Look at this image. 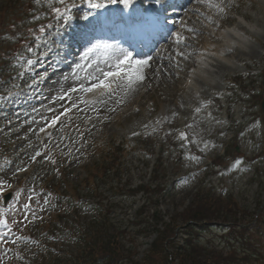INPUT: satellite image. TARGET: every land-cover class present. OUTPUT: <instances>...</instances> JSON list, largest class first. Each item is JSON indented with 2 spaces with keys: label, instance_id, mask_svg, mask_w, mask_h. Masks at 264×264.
Returning a JSON list of instances; mask_svg holds the SVG:
<instances>
[{
  "label": "rangeland",
  "instance_id": "1",
  "mask_svg": "<svg viewBox=\"0 0 264 264\" xmlns=\"http://www.w3.org/2000/svg\"><path fill=\"white\" fill-rule=\"evenodd\" d=\"M14 1H16L15 5L9 6L8 13L11 14L12 17H26L28 24H36L47 19L49 17L47 11L52 6L60 5L56 4L55 0H53L51 4L48 0H41L40 3H36L35 0ZM70 1L72 0H66V3L68 4ZM99 1L102 2L107 0H96L97 3ZM234 1L240 14H243L249 23L255 20L258 21L257 27L258 30L260 29V34L258 35L257 31L255 35L258 36V43L260 46L258 45L257 47L253 45L248 53L247 45L245 50L241 51L240 54L233 58L232 65H227L216 59L213 60L215 63L214 71H209L206 68L199 70V67L195 66V64H197L196 61H190V63L188 62L183 66V71H179V68H177L179 70H176L175 66H171L169 68L170 70L167 68L169 73L164 74V70L166 73L168 72V70L162 66L164 64L153 62L152 59H150L147 65L142 69L144 79L141 82L134 84L131 89H124L123 87L118 88L114 94L104 95L100 100L96 101V103L87 105L80 103L79 97L82 94L69 93L72 97L71 100L67 97L63 100L57 98L63 94V91H67L69 88L79 83L71 78L65 80L64 77L72 72V68L76 63L81 62L80 53L75 59L69 61L68 66L63 67L64 69L57 67L58 75L53 78L54 80L51 85L48 86V90L42 93L41 96H36L32 90L28 91L22 89L10 96L11 99L9 101L4 100L0 102V182L14 177L15 170L25 167V170L30 172L29 170L34 164L36 165V169L29 175L28 183H23L21 186V192H24L25 195H18L4 211V219L9 221V225L13 226L14 229L18 231L20 223L14 224L12 221H18L23 218L24 210L22 206L26 203V194L32 193V191L35 193L38 192L35 194L36 198L32 202L35 203L36 207L39 205L44 206L45 192H42V188L45 183L49 182L53 174L52 167L50 163H48L49 161L53 164H56V162L61 163V161L64 162V168L70 172L64 173L63 178L69 185H72L73 188L79 184V178L85 177L84 170L86 169H80V167L88 162L90 163V161L93 162L97 160L98 153H96L95 150L88 155V159H84L86 151H89L92 145L104 144L107 139L111 137L125 138L131 141V143L136 144L140 149L146 150L145 156L144 150L139 151L143 154V157L138 156L136 152H132L128 156L121 168L123 169L122 181H125V183L130 182L133 186L137 185V183L146 184L149 182V179L152 178V175L156 173L158 176L157 179H159L157 182L162 183V190L153 197L152 202H147L146 196L141 193H138L135 197H125L113 190L112 187L115 185V182L112 180L114 175H111L107 181L98 182V190L95 194L90 191L91 186L92 188L94 186L93 182L89 184L91 186L86 187V189L81 188L78 193L85 203L89 204L92 202L91 199L95 198L99 199L104 207L108 206L111 208L109 217L117 227H122L124 232L126 231V234L124 236L122 235V241L128 249H135L137 251L135 256L136 259L141 258L142 252L149 247L155 235V233L153 234L152 232L150 237H146L143 232H141V228L144 225L138 226L137 223L140 220L150 222L148 217L152 214V210L154 212L160 210L161 214L164 216L163 220L168 222L170 215L185 211V208L192 204L191 202L195 198L194 194L202 192L200 190L214 189L217 194H222L223 197L231 192L230 194H233V197H235L234 200L238 204L232 212L239 211L244 213L247 220L250 218V214L252 216L258 214V209L260 212L263 209L262 212L264 213V202L262 203V197L264 195L262 120L259 111V97L252 93L256 91L257 83L255 81L257 78L249 74V72L247 76L240 75L241 79H237L236 76L230 78L229 82L235 83L236 85L229 88L230 93H227L228 95L226 94V96L221 93L224 88L221 89L219 86L213 87L211 79L208 78L210 81L208 82L207 78L203 76L205 71L211 72L209 74L219 71V73H223V79L225 72L224 80L227 81L228 75L230 76L233 71L232 68H238L234 67V64L237 63L236 58L240 55L242 59L245 57L251 59V56L248 57L249 54L258 56V60L260 61L256 66L259 70L258 78L260 77L261 69L264 68V64L261 62V60L264 59V0H254L255 4H249L248 2L250 0ZM226 2L227 0L219 1V3L225 4ZM6 4H9L8 1L0 0V10ZM232 4H234V2H232ZM25 7H31L29 12L34 15H26L24 13ZM79 10L80 8L75 9L74 7L69 13L71 18L76 19L80 16ZM199 10H201L203 17H205L208 9L205 8V11H203L202 8H200ZM251 12L254 13V17L251 16ZM34 17H39V19H34ZM203 17L199 14H195V16H190L188 21L193 25L199 24L203 20ZM229 20V23L235 22L233 19ZM64 24H67V22H64ZM244 24L248 25L247 22H244ZM251 26L256 28V22ZM60 30H56V32ZM194 30L192 32H195ZM47 33L50 34L51 31L48 30ZM192 34L193 35L190 36H184L186 41L183 42L186 44H177L176 48H172L173 53L179 49L183 54V58L180 59L181 62H177L176 64L185 63L187 59V54H185L186 50L194 51L195 49L198 50L200 48L201 50L203 48L206 42V34H199L198 32ZM192 36H198L200 38V44L195 49L191 46ZM255 39L253 38L251 40L255 41ZM44 41L45 40H42V42ZM212 43L216 45L213 39ZM221 43L220 41L219 44ZM44 46L43 43L40 44L38 55H40V52L43 53L42 48ZM103 48H106L105 44ZM85 51L87 50L83 52ZM210 51L214 52L212 49H210ZM34 52L35 49H33V53ZM45 55H47V53H45ZM45 55L43 54L42 57L45 58ZM226 57H228V55H226ZM119 58L122 59L123 57L121 56ZM111 59L108 51L105 49L102 51L96 48L90 54V60L95 63L93 68H87V71L93 72L97 65L101 69L107 70L108 66L111 65ZM115 59L116 58H114L113 62ZM170 59L172 58L168 57L165 59V57H163L159 62L167 63ZM45 61L46 60L41 64L39 70H35V81H39V78L42 80L45 79V76L40 74V70L46 67ZM244 62V70L248 71L250 68V71H254L251 69V66L248 65L254 61H245L243 59V63ZM83 63L86 67L88 61H83ZM189 67H192L193 70L191 73L187 74ZM228 67H230V69L226 70ZM11 71L12 69L6 73L4 72V74L10 73ZM77 72L81 76L85 74L79 69ZM197 72H200L201 75L197 74ZM184 74H186L185 78ZM173 75H176L177 78L174 79ZM27 76L28 75H22L21 77L14 78L13 84L17 83L16 86L20 85L21 81ZM189 80L192 81L191 85ZM2 81L6 82L5 79H2ZM241 83L247 85V91L242 92V89L238 87ZM249 83L251 84L250 87ZM193 84L199 85L201 88L200 95L202 100L190 94V91L194 87ZM188 86L190 89H185ZM149 87H151V89H149L147 93H143L144 89ZM234 88L235 90H233ZM210 89H213L215 92ZM237 91H239V93ZM217 93L220 94L221 97H217ZM211 96L214 98V101L218 103H222V99L224 98L225 102L228 103L227 109H229V111H227V113L233 111V105H237V107L241 108L240 110L243 116L246 115L244 121H246L247 124L244 125V128L241 127L242 131H238L240 134L236 132L233 141L231 139L228 140V142L232 143H230L226 149H232L233 144L239 147L238 150L241 154H245L247 157L249 156L248 160H251L250 165H243L242 162L238 165L235 163L234 167L228 170L222 167L201 168L204 161L200 157L208 154L213 159V157L221 155V149L218 150V143L222 142L221 139L223 136L219 135L214 137L212 133V125L217 120L220 109L218 107V109L213 110L209 107L210 114L208 115V111H206L205 108L206 105L209 104ZM101 100L103 103L99 102ZM27 101L31 103L24 109L21 106ZM73 102L77 104V107L74 108V110L77 108V111L72 117L76 116V118L65 117L66 119H64L63 117L62 120L64 119L63 122L65 123L52 130L53 132L51 131L52 133L49 137H45L46 135L39 133L41 126L48 119H52L54 115H59L61 117V110L65 107H70ZM122 103L125 104L124 107L129 111V115L123 118H120V111L118 113V109H114L117 111L113 112L106 109L109 107L114 108ZM133 106L135 110L132 112L130 107ZM197 108L200 109L199 112L196 111ZM114 115H118L120 120L115 122L114 119H112ZM84 119H92V124L87 127L83 126ZM229 127L228 124L220 125V129L222 130L223 128L224 130H228ZM62 130L64 132H62ZM133 133L137 134L133 135ZM140 133H145V135L138 137ZM181 133H184L185 139L180 138ZM225 136L227 137V135ZM141 139L143 142L140 141ZM85 147L87 148L85 149ZM84 149L86 151H84ZM190 149L198 151L200 156ZM38 152L40 153L39 156L36 155ZM148 154H152L150 159L147 157ZM32 157H36L35 160H33ZM158 160L160 164L157 166V172L153 170L154 173L150 176V168L146 169L145 164L149 162L150 165V163L154 161L157 163ZM3 165H5V167H3ZM250 169L251 171L248 172ZM254 169H259L258 174ZM72 176H74V178H72ZM163 185H166V187L163 188ZM47 189H49V187ZM205 200V203L198 202L204 209H206L205 207L212 201L207 198ZM155 201L157 202V207L153 208L152 205H154L153 202ZM84 206H86V204H84ZM142 206H146L145 211L142 216L138 217L137 213L139 215ZM101 207L98 208L96 213L94 211L92 213H95V215L99 217L104 212ZM212 207L216 208L215 206ZM90 210H92V208L82 210L83 213L80 215V218L83 219V221L92 219L90 215L93 214H91ZM31 213H34V218H36V213L33 209ZM220 214L222 216L224 215V208L222 207H220ZM149 224H152V222ZM157 226H159V224H157ZM163 226L164 225H161L160 227L162 228ZM149 229H151V226ZM35 245L36 244H34L32 248L33 251L39 249L48 251L53 248L57 251L55 254L58 256L64 254V250H68L69 248L70 250H76L74 245H64L62 248L58 242L51 241L37 244V249ZM33 251H31L29 255L32 258L35 257L36 254ZM11 259L12 258L8 261L9 264L13 262ZM31 264H35V262H31Z\"/></svg>",
  "mask_w": 264,
  "mask_h": 264
},
{
  "label": "trees",
  "instance_id": "2",
  "mask_svg": "<svg viewBox=\"0 0 264 264\" xmlns=\"http://www.w3.org/2000/svg\"><path fill=\"white\" fill-rule=\"evenodd\" d=\"M216 203L218 205L216 207V216L214 219L219 220V217L222 219L236 218V215L232 212V207H234L233 204L228 201H220L219 199L216 200ZM202 204L205 205L204 203ZM220 207L224 208L223 216L220 214ZM205 208L206 209L198 205L193 213H189L187 210L183 214L177 213L172 217L171 222L163 223L164 226L162 228H155L157 236L150 244V247L144 251L141 260L132 261L133 253L125 249L120 243L121 241L118 238L120 232L118 230L113 229L110 233V227L114 228L110 224H108L107 227L104 226L102 238L97 240V249H95L94 252L97 253L99 259L108 260V262L113 259L115 262L123 260L125 264H241L239 259H242V261L243 259H248L249 255L246 251H242L240 257H238L235 247L226 253L217 251V247L209 248L207 246H198L191 237L184 233V231H176L179 236L177 235L174 239L167 240L169 236L173 237L175 229L180 224V221L186 218L212 220L215 210H211L209 207ZM154 218L156 227L158 222H162L160 221L162 218L159 215ZM233 224H236V222L234 221ZM230 230V233L242 234L246 229H239L237 226H232ZM230 233H228V235H231ZM182 236L185 238L183 239ZM180 237L184 241H182ZM222 237L226 238L227 234ZM233 238L235 239L236 236L233 235ZM165 240L167 241L165 242ZM89 257L93 256L89 254ZM126 259H129L130 263Z\"/></svg>",
  "mask_w": 264,
  "mask_h": 264
},
{
  "label": "snow or ice",
  "instance_id": "3",
  "mask_svg": "<svg viewBox=\"0 0 264 264\" xmlns=\"http://www.w3.org/2000/svg\"><path fill=\"white\" fill-rule=\"evenodd\" d=\"M37 3L40 2V0H36ZM48 2L51 4L53 3V0H48ZM84 2L87 4L88 8L93 9V10H98L101 8H104L106 5L104 3H97L96 0H84ZM132 0H107V4H122L125 7H127ZM159 2V0H157ZM199 2L204 3L206 0H199ZM56 4H60L63 6V11L60 7H51V12L54 13V19L56 20H63L67 22L68 20L71 19V16L69 13L71 12V8L76 7V5L73 3L71 6H69L66 3V0H55ZM222 10V9H221ZM92 13H88V15H91ZM87 19V16L84 17ZM34 19H39V17H34ZM47 27H51V24H49ZM40 33L43 34L45 32V27L40 28ZM39 39V38H38ZM183 40V37L179 36V34H176V42L180 43ZM45 44L48 42L45 40ZM96 46L90 47L87 49V51L81 53V62L76 63L74 67L72 68V72L69 73V75L65 76L64 79H74L78 81L79 83L76 84L75 86L69 88L67 91H63V94L58 96L57 98L60 100L65 99L67 97L69 100L72 99V97L69 95V93H77V94H82L80 95V103L87 104V105H92L96 103L95 100H90L86 99L85 97L89 94L92 95H98V96H104L105 94L111 95L116 92L118 88H124V89H131L132 86L136 83L141 82L144 79V76L142 74V69L145 65H147L148 60L151 59V57L148 58V60H133L132 59V54L121 52L120 56L123 58L117 57L115 61L108 66L107 70L101 69L98 65L95 66L93 72H88L87 68H93L94 61L90 60V54L95 50ZM107 47V46H106ZM49 51L51 49L49 48ZM27 52L31 53L33 52L32 47L27 48ZM43 55V54H42ZM18 59H22V57H18ZM83 61H88L87 66L85 67ZM28 65H31L34 63L33 60L29 59L26 61ZM83 71L85 74L84 76L79 75L77 70ZM118 78V79H117ZM115 85V86H114ZM12 94L9 93V96ZM0 99L8 100L9 97H0ZM100 103H103V101H99ZM119 102V101H117ZM77 107L76 102H73L70 107L64 108V112L61 113V115L71 111L72 108ZM197 112L200 111L199 108L196 109ZM60 120L59 115H54V117L51 119V121L48 124V127H54L57 122ZM41 132H44L45 129L41 128ZM137 133H133V135H136ZM181 139H185L184 133H181ZM37 156L40 155L38 152L36 154ZM36 157H32L33 160H35ZM236 165L241 163V161L237 160ZM2 183V182H0ZM31 199V198H29ZM47 203V200L45 201ZM30 208V204L25 203L22 206L23 211V220L17 222L15 220L12 221V223H23L24 220L28 219V209ZM34 217V213L32 214ZM0 228L7 229L8 231L5 232H0V241H3L6 236H8L11 232V228L9 227V221L4 219V214L3 211L0 210ZM13 244H17L20 242H28L27 237L23 236H18L15 237L11 241Z\"/></svg>",
  "mask_w": 264,
  "mask_h": 264
},
{
  "label": "bare ground",
  "instance_id": "4",
  "mask_svg": "<svg viewBox=\"0 0 264 264\" xmlns=\"http://www.w3.org/2000/svg\"><path fill=\"white\" fill-rule=\"evenodd\" d=\"M190 6L193 7L192 4H190ZM195 10L196 11L194 12V14H191L190 16H195V14H199L200 16H202L201 10H197V9ZM169 19L172 18H168V20ZM216 19H214V17L211 16L209 17L205 16L203 17V20L199 24H194V25L191 24L187 19L190 27L187 31L188 33H190L191 29H192L191 32L194 29H196V32L201 34L204 33L203 29L205 28L209 33L205 35L206 42L204 43V46L201 50L199 48L200 50L199 52L198 51L194 52L193 50L185 49L186 50L185 54H187V59L185 63L183 64L181 63L182 65L176 64L172 66H175V68H179L180 71L181 70L183 71V66H185L186 63L188 62L190 63V61L192 62L196 61L197 64H195V66H198L199 70L206 68L209 71H214L215 63L213 60L216 59L218 61H222L227 65H232L233 58H235L236 55L240 54L241 51L245 50L247 45L250 43L251 38L242 31V28L245 27L247 29L248 25H245L244 22L246 21L242 17H240L239 19L236 20L237 22L232 27L221 29ZM248 30H250L253 33V35L257 33L255 27L248 26ZM215 36L221 39L220 40L222 42L221 44L215 45L214 43H212V38ZM199 44H200V38L198 36H192L191 46L195 49ZM210 49H212L214 52L210 51ZM116 51L117 50H115L113 53H116ZM119 54L120 53L118 51L116 54H112L113 58L111 59V64L113 63L114 58H117ZM142 55H138V57ZM226 55H228V57H226ZM143 57L147 58L146 55H143ZM143 57L134 58V59L145 60ZM181 58L183 57L181 56ZM209 71H205V74L203 76H208V74L211 73ZM212 75L213 74H211V76ZM189 83H192V81L189 80Z\"/></svg>",
  "mask_w": 264,
  "mask_h": 264
},
{
  "label": "water",
  "instance_id": "5",
  "mask_svg": "<svg viewBox=\"0 0 264 264\" xmlns=\"http://www.w3.org/2000/svg\"><path fill=\"white\" fill-rule=\"evenodd\" d=\"M262 88H263V97H262V101H261V109H262V112L264 115V78H263Z\"/></svg>",
  "mask_w": 264,
  "mask_h": 264
}]
</instances>
